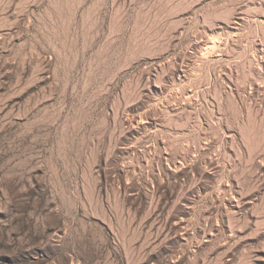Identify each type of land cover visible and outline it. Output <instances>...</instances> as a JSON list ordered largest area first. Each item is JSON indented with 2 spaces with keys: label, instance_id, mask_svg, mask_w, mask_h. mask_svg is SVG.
Wrapping results in <instances>:
<instances>
[{
  "label": "rangeland",
  "instance_id": "obj_1",
  "mask_svg": "<svg viewBox=\"0 0 264 264\" xmlns=\"http://www.w3.org/2000/svg\"><path fill=\"white\" fill-rule=\"evenodd\" d=\"M0 264H264V0H0Z\"/></svg>",
  "mask_w": 264,
  "mask_h": 264
},
{
  "label": "bare ground",
  "instance_id": "obj_2",
  "mask_svg": "<svg viewBox=\"0 0 264 264\" xmlns=\"http://www.w3.org/2000/svg\"><path fill=\"white\" fill-rule=\"evenodd\" d=\"M215 46H216V44H215ZM213 47H214V43L212 42V46L210 45L209 48H210V49H211V48L213 49Z\"/></svg>",
  "mask_w": 264,
  "mask_h": 264
}]
</instances>
